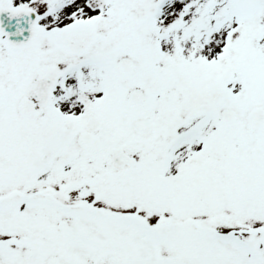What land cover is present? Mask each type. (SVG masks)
<instances>
[{
	"label": "snow or ice",
	"instance_id": "1",
	"mask_svg": "<svg viewBox=\"0 0 264 264\" xmlns=\"http://www.w3.org/2000/svg\"><path fill=\"white\" fill-rule=\"evenodd\" d=\"M0 264H264V0H0Z\"/></svg>",
	"mask_w": 264,
	"mask_h": 264
}]
</instances>
